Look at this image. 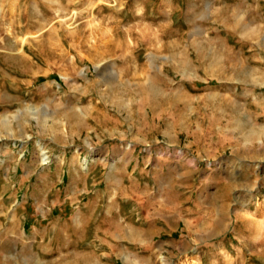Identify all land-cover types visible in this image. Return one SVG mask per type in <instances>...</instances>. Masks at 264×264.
Returning a JSON list of instances; mask_svg holds the SVG:
<instances>
[{
    "label": "rangeland",
    "instance_id": "374dc122",
    "mask_svg": "<svg viewBox=\"0 0 264 264\" xmlns=\"http://www.w3.org/2000/svg\"><path fill=\"white\" fill-rule=\"evenodd\" d=\"M0 264H264V0H0Z\"/></svg>",
    "mask_w": 264,
    "mask_h": 264
}]
</instances>
